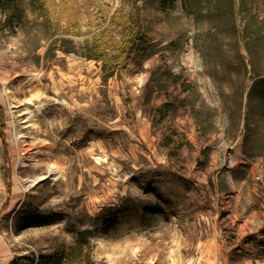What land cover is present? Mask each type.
Masks as SVG:
<instances>
[{"label":"rangeland","instance_id":"obj_1","mask_svg":"<svg viewBox=\"0 0 264 264\" xmlns=\"http://www.w3.org/2000/svg\"><path fill=\"white\" fill-rule=\"evenodd\" d=\"M41 259L264 264V0L0 7V264Z\"/></svg>","mask_w":264,"mask_h":264},{"label":"trees","instance_id":"obj_2","mask_svg":"<svg viewBox=\"0 0 264 264\" xmlns=\"http://www.w3.org/2000/svg\"><path fill=\"white\" fill-rule=\"evenodd\" d=\"M17 0H0V7L3 10H10L13 9L15 7ZM4 134V132H3ZM6 142L4 141V144ZM5 181L7 183V188L10 191L12 189V182H11V178L7 175H5ZM36 220L38 223H43L45 222V218L42 219H34ZM35 222V221H34ZM83 236V234L81 235ZM30 264H56V262H54V260H50V261H45L44 259H41L38 263H35L34 261L31 262Z\"/></svg>","mask_w":264,"mask_h":264}]
</instances>
